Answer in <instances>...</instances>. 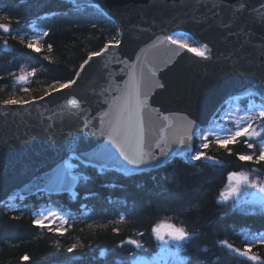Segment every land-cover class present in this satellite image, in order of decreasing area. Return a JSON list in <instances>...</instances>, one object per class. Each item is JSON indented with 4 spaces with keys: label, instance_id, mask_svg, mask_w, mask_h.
Instances as JSON below:
<instances>
[{
    "label": "trees",
    "instance_id": "1",
    "mask_svg": "<svg viewBox=\"0 0 264 264\" xmlns=\"http://www.w3.org/2000/svg\"><path fill=\"white\" fill-rule=\"evenodd\" d=\"M4 16L10 17L11 31L5 34L0 30V101H26L53 86L59 87L73 79L88 53L99 51L113 37L118 39L115 20L94 4L0 0V23H9ZM21 37L25 44L20 43ZM32 37L39 38L40 51L26 46ZM183 37L190 46L199 47L191 36ZM48 45H52L51 50ZM20 75L26 79L17 80ZM254 98L260 102L257 96ZM246 99L241 98L244 103L239 105H246ZM201 142L200 136H196L191 149L184 154L136 173L78 166L80 179L73 191H42L24 196L23 200L18 195L6 200L0 204V264H137L143 249L117 245L131 237L156 248L151 227L166 218L189 231L200 230V238L186 244L180 253L190 264H264V244L253 245L252 253L260 257V262H252L218 243L228 240L234 247L243 248L246 236L250 239L252 235H264V211L258 204L243 205L244 194L235 202L222 203L218 198L229 171L243 170L264 180V163L239 161L236 155L218 149L215 144L206 151L222 166L204 160L190 161L191 155L202 150ZM229 147L233 153L252 151L242 142ZM253 168L257 171L252 172ZM189 194L199 196L194 201L198 207L177 214L175 202L181 197L189 199ZM252 206L255 208L249 209ZM47 208L62 213L66 223L59 220L46 227L34 225L36 213ZM122 215L125 222L118 223ZM54 228L61 229L63 235L50 230ZM113 228L119 231L113 232ZM73 244L78 247L68 252ZM25 255L28 260L21 259Z\"/></svg>",
    "mask_w": 264,
    "mask_h": 264
},
{
    "label": "water",
    "instance_id": "2",
    "mask_svg": "<svg viewBox=\"0 0 264 264\" xmlns=\"http://www.w3.org/2000/svg\"><path fill=\"white\" fill-rule=\"evenodd\" d=\"M75 4H95L113 18L121 45L110 46L84 69L79 68L80 75L76 72L72 79L76 83L69 88L50 90L51 95L44 93L24 105L0 103V203L17 193L26 196L36 191L26 185L39 183L43 187L44 180L37 178L50 175L62 158L71 155L70 143H75L77 154L110 144L103 137L90 135L91 129L85 131L83 123L91 121L99 128V114L109 109L105 99L117 95L110 89L109 77L121 84L127 79L120 61L135 62L136 74L142 77L141 93L148 96L149 104L144 118L152 140L159 137V129L166 123L154 109L170 116L173 125L187 116L200 130L211 124L229 97L247 91L264 95V24L257 22L264 16V0H76ZM214 4L217 7L213 8ZM179 32L201 46L206 44L208 57L170 42L156 43L157 37ZM72 98L82 102L81 108L67 105ZM172 130L166 131L170 135ZM170 151L171 156L184 152L176 145ZM108 167L120 170L115 165Z\"/></svg>",
    "mask_w": 264,
    "mask_h": 264
},
{
    "label": "snow or ice",
    "instance_id": "3",
    "mask_svg": "<svg viewBox=\"0 0 264 264\" xmlns=\"http://www.w3.org/2000/svg\"><path fill=\"white\" fill-rule=\"evenodd\" d=\"M75 4L76 0H72ZM95 7V5H94ZM217 5H213V8ZM240 8H244L243 4H240ZM4 20H9V23H0V30L4 33L11 31L9 24L11 23L9 16H4ZM19 21H17L18 23ZM264 24V16L259 17L258 21ZM221 27H228L227 25L221 24ZM119 30L117 35H119ZM47 36L48 32H44ZM170 42L172 45H177L179 49H186L188 52L194 53L196 56L207 58L209 54L208 46L202 45L200 47L190 46L186 39H178L173 35H164L157 37L156 43L163 44ZM20 43L25 44L23 37L20 38ZM7 42L5 41V46ZM39 38L32 37L27 40L26 46L29 49L40 51L38 47ZM121 45V40L113 37L111 41L104 44L98 52L88 53V59L80 65L81 69H84L85 65L93 57H99L102 53H105L106 49L110 46L116 47ZM51 50L52 45H48ZM176 54H179L178 52ZM48 59V57H45ZM139 59V57H138ZM124 65L121 68V73L127 76V79L121 82H117L109 77L110 89L114 90L117 95L113 96L111 100L105 99V103H109V109L99 114V128L91 121H85L83 128L85 131L91 129L90 135H98L105 138L110 144L101 145L96 151L92 153H79L75 143L68 145V152L71 153L66 159L62 158V162L53 169L50 175L44 178H37L38 180L43 179L44 185L41 187L39 183L26 185V189L35 188L36 192H60L67 191L80 179L78 166H91L95 167L96 163H100V168H104L115 165L120 168L121 171L139 172L144 167L154 168L158 167L161 160L168 161L172 155L170 151L172 145L177 146L178 151H187L189 143L193 137L200 136L201 143L199 148L202 150L196 151L194 155L189 157L190 161H209L213 166H222L221 161L216 159L214 156H209L207 151L212 144H215L218 149H224L229 154L236 155L237 159L242 162H252L253 164L259 165L264 163V95L261 96L260 102H255L254 97L256 93L246 92L245 95L249 97V102L246 107L240 108L239 111L242 113L237 116L236 111L233 110L232 104L234 101L239 100L240 97H229L225 100L220 108L217 110L218 116L225 121H233L234 126L229 128L226 125L221 126L219 129L213 128L211 131H205L203 134L197 129L195 122L192 119H188L185 116L182 121L173 125L171 117L160 113L159 109L154 111L166 122L164 126L159 129V137L152 140L149 136V125L146 124L144 118V110L149 108L148 96L141 93V79L136 74V64L133 62L129 64L127 61H120ZM149 72L152 77H155V71L149 68ZM28 75H31L29 73ZM80 72H77V76ZM24 75L17 77V80H25ZM57 83H59L57 81ZM75 80H68L66 83L59 84V88L53 86L51 92H58L62 89L69 88ZM158 87H164L162 84H158ZM27 91V89H24ZM105 91H109L106 89ZM51 92H45V96L51 95ZM103 94V93H101ZM35 99V98H34ZM39 99H43L40 97ZM34 101H25L23 99H5L0 103L4 105L19 104L24 105L32 103ZM81 101L76 98L68 99L67 105L71 109L81 108ZM227 105V107H226ZM173 129L171 134L167 133V129ZM259 138V139H258ZM246 145L247 149L252 150L248 154L233 153V149L229 145H236L238 143ZM111 145H114L113 148ZM179 146H184L183 149ZM258 146V151H257ZM118 153V155H117ZM74 170L76 174H74ZM252 172H256L257 169H251ZM255 189L259 193L264 194V180L253 179L248 172L243 170L240 171H229L227 173V185L219 192V200L224 203L228 201H238L242 194L250 195L253 199L251 202L244 200L241 203L243 205L253 203L259 204L262 211H264V195H257L256 191L248 192L247 190ZM19 196V193H17ZM190 198L185 200L183 197L179 198L175 211L177 214L187 213L191 209L198 207V204L194 201L199 200L198 195L189 194ZM9 199H15V197H9ZM20 200L24 199V196H19ZM185 204L188 206L185 207ZM59 219L61 224L66 223L63 215L58 214L56 211L49 210L47 214L41 212L36 218L32 220L34 225L40 227H46L44 224L45 220ZM125 216H120L118 223L125 222ZM51 231L59 232L63 235V232L59 228L50 229ZM113 232H118L119 229L113 228ZM151 234L154 240L157 242V246L160 252L157 254L158 259L163 261L167 256H172V264H190L187 257H183L180 253L185 250V245L191 243L195 239H199L201 232L199 229L189 231L186 226L177 225L172 222L170 218L157 220L151 227ZM138 236H143V233H137ZM218 243L229 249L230 251L238 254L239 256L246 257L249 261L260 262V257L252 254V247L254 244H264V235H252L249 239L246 236L243 249L236 248L228 240H220ZM126 245H132L136 249H145L142 240L132 239L131 237L126 240H121L117 247H125ZM78 246L73 244L68 248V252H73ZM146 252V250H145ZM142 258V257H141ZM22 260H28L27 255L21 257ZM132 264H136L133 261ZM143 264H156V259L144 260Z\"/></svg>",
    "mask_w": 264,
    "mask_h": 264
},
{
    "label": "rangeland",
    "instance_id": "4",
    "mask_svg": "<svg viewBox=\"0 0 264 264\" xmlns=\"http://www.w3.org/2000/svg\"><path fill=\"white\" fill-rule=\"evenodd\" d=\"M173 36L177 37L178 39H185V37H183V36L181 35V33H176V34L173 35ZM255 102H256V101H255ZM226 107H227V105H226ZM232 108H233L234 111H236L237 116H239V115L242 114V113L239 111V109H240L241 107L239 106L237 100L234 101V103L232 104ZM224 125H226L227 127L231 128V127L234 126V123H233V121H225V120L221 119V118L218 116V114H217V115L214 116L212 123H211L210 125H208V127L204 128V129H200L199 131L201 132V134H203V132H205V131H211L213 128H217V129H219L221 126H224ZM249 175H250L253 179H256V177L252 176V174H249ZM226 185H227V183H226ZM226 185H225V187H226ZM225 187H224V188H225ZM252 191H256L258 196H259V195H264V194H262V193H259V192H258L257 190H255V189H250V190H248V192H252ZM243 199H244V200H248L249 202H251L253 198H252L250 195H246ZM259 207H260V205H259ZM251 209H253V208H251ZM49 210H51V211H56V210H54L53 208H47V209H45V210L42 211V212L45 213V215H46L47 212H48ZM56 212H58V211H56ZM39 213H41V211H39V212L36 214V216H37ZM58 214H60V213L58 212ZM60 215H61V214H60ZM52 221H54V220H52ZM52 221L45 220L44 223H45V224H49V223L52 222ZM154 245H156V249H153V247L150 246V245L145 246V249H143V253H144V254L142 255V258L140 257V258L138 259V261H139L138 263H139V264H143V261H144V260H153L154 258L156 259V262L166 263V262L172 261V256H171V255L167 256V258H166L165 260L160 261V260L158 259V256H157V254L160 252V249H159V247L157 246V242H155ZM145 250H146V252H145Z\"/></svg>",
    "mask_w": 264,
    "mask_h": 264
}]
</instances>
